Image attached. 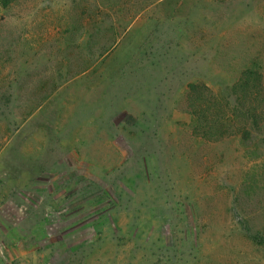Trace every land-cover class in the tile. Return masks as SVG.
<instances>
[{"label":"rangeland","instance_id":"obj_1","mask_svg":"<svg viewBox=\"0 0 264 264\" xmlns=\"http://www.w3.org/2000/svg\"><path fill=\"white\" fill-rule=\"evenodd\" d=\"M4 1L0 264H264V0Z\"/></svg>","mask_w":264,"mask_h":264},{"label":"trees","instance_id":"obj_2","mask_svg":"<svg viewBox=\"0 0 264 264\" xmlns=\"http://www.w3.org/2000/svg\"><path fill=\"white\" fill-rule=\"evenodd\" d=\"M9 0L4 1V5L8 6ZM239 85H241V88L245 87H254L261 89L263 86V76L254 70H247L243 73L242 78L239 82Z\"/></svg>","mask_w":264,"mask_h":264}]
</instances>
